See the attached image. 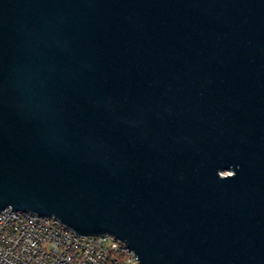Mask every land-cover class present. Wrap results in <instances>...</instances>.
Wrapping results in <instances>:
<instances>
[{"label": "water", "instance_id": "obj_1", "mask_svg": "<svg viewBox=\"0 0 264 264\" xmlns=\"http://www.w3.org/2000/svg\"><path fill=\"white\" fill-rule=\"evenodd\" d=\"M7 207L264 264V0H0Z\"/></svg>", "mask_w": 264, "mask_h": 264}, {"label": "built area", "instance_id": "obj_2", "mask_svg": "<svg viewBox=\"0 0 264 264\" xmlns=\"http://www.w3.org/2000/svg\"><path fill=\"white\" fill-rule=\"evenodd\" d=\"M109 234H83L54 216L0 210V264H138Z\"/></svg>", "mask_w": 264, "mask_h": 264}]
</instances>
